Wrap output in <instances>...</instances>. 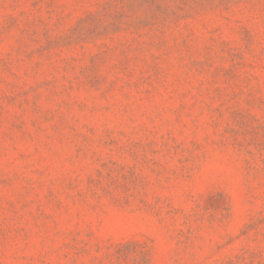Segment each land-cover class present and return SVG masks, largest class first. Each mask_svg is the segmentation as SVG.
<instances>
[{"label":"rangeland","instance_id":"obj_1","mask_svg":"<svg viewBox=\"0 0 264 264\" xmlns=\"http://www.w3.org/2000/svg\"><path fill=\"white\" fill-rule=\"evenodd\" d=\"M0 264H264V0H0Z\"/></svg>","mask_w":264,"mask_h":264}]
</instances>
